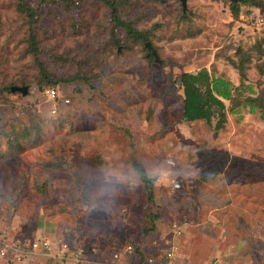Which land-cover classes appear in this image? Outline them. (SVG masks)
Here are the masks:
<instances>
[{"label": "rangeland", "instance_id": "374dc122", "mask_svg": "<svg viewBox=\"0 0 264 264\" xmlns=\"http://www.w3.org/2000/svg\"><path fill=\"white\" fill-rule=\"evenodd\" d=\"M18 1L0 0V239L48 238L53 264H264V120L225 100L221 130L187 123L181 85L207 69L233 84L235 104L264 91V0H188L186 11L117 0L146 41L104 2L26 0L37 55ZM48 80L67 104L47 97ZM136 164L156 176L154 203ZM19 257L0 264H52Z\"/></svg>", "mask_w": 264, "mask_h": 264}, {"label": "trees", "instance_id": "16d2710c", "mask_svg": "<svg viewBox=\"0 0 264 264\" xmlns=\"http://www.w3.org/2000/svg\"><path fill=\"white\" fill-rule=\"evenodd\" d=\"M82 0H63L62 2L67 6H72L76 2ZM107 4L110 8L111 20L117 27L123 28L128 37L137 41H146L147 37L145 33L138 31L132 22L124 20L119 12V2L117 0H97ZM244 3H248L249 0H244ZM17 8L20 13L24 14L27 24L29 25V50L32 54L38 53V42L34 32V25L38 21V10L32 7L26 0H19ZM39 67L42 72H45L44 65L39 62ZM240 71L241 86H244V80L246 78L245 71L241 68V65H235ZM47 78V77H46ZM181 85L184 92V107H183V119L187 123H193L197 121H205L208 125L213 126L216 131L225 127L228 120V112L235 113V106H248L251 112L259 111L261 119L264 120V91L257 97L247 98L244 103H234V90L233 84L221 77H216L215 74L210 73L207 69H203L197 73L187 72L181 77ZM58 81H47L43 90L54 89L58 90ZM226 101H230L233 104L231 109H227ZM136 169L140 174L141 180L144 183L145 191L148 194V199L151 203L155 201L154 186L157 179L150 178L151 176L145 170V168L136 164ZM156 215L149 213L150 224H148L144 230L146 235L155 230ZM49 261L53 264L51 258Z\"/></svg>", "mask_w": 264, "mask_h": 264}, {"label": "built area", "instance_id": "2783aa9c", "mask_svg": "<svg viewBox=\"0 0 264 264\" xmlns=\"http://www.w3.org/2000/svg\"><path fill=\"white\" fill-rule=\"evenodd\" d=\"M256 24H264V18H258L255 19ZM45 94L49 99L54 101L56 103V100H59V102H63L64 104H67L69 101L61 99V97L58 95L57 91L54 89H47L45 91ZM53 111L56 113V109H53ZM170 164L175 165V162L173 160L169 161ZM181 187L180 183L174 184V189L179 190ZM177 235L181 233V231L176 232ZM53 249V243L48 238H42V239H34V240H26L23 241L22 244L19 243V241L13 243L10 245L9 242H7L4 239H0V256L3 258H8L9 260L16 259L17 257L20 259L19 256L22 258H37L39 256H45V258H54L56 257L57 253L52 251ZM58 249L65 251L69 250V245L66 243H60ZM176 244L174 241L171 242L170 251L167 253V257L169 260H172L175 258V252H176ZM133 250V247H129L128 251L130 252ZM52 252H55L53 254ZM59 254V253H58ZM12 255V257H11ZM118 258V255L115 256ZM42 264V263H38Z\"/></svg>", "mask_w": 264, "mask_h": 264}, {"label": "water", "instance_id": "95a60500", "mask_svg": "<svg viewBox=\"0 0 264 264\" xmlns=\"http://www.w3.org/2000/svg\"><path fill=\"white\" fill-rule=\"evenodd\" d=\"M232 1H235V0H232ZM181 2H182L184 11H186L188 7V0H181ZM146 47L149 49V56L153 55L156 57V60H158V56L156 52L153 50L150 42L146 43ZM12 92H21L23 95H27L29 92V88L27 86H13Z\"/></svg>", "mask_w": 264, "mask_h": 264}, {"label": "clouds", "instance_id": "9594fccd", "mask_svg": "<svg viewBox=\"0 0 264 264\" xmlns=\"http://www.w3.org/2000/svg\"><path fill=\"white\" fill-rule=\"evenodd\" d=\"M150 178H152V179H156V176H155V175H153V176H151Z\"/></svg>", "mask_w": 264, "mask_h": 264}]
</instances>
